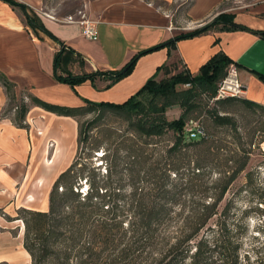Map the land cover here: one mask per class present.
Listing matches in <instances>:
<instances>
[{"label": "trees", "instance_id": "1", "mask_svg": "<svg viewBox=\"0 0 264 264\" xmlns=\"http://www.w3.org/2000/svg\"><path fill=\"white\" fill-rule=\"evenodd\" d=\"M2 1L21 10L30 28L60 45L54 58V78L74 90L98 78L110 81L111 87L131 75L141 57L167 48L171 58L179 41L210 32L249 31L264 38V30H252L237 23L235 15L222 13L201 28L140 51L120 70L74 74L68 67L80 55L48 30L30 7L16 0ZM234 63L220 51L193 74L181 60L172 61L158 68L125 102L85 99L82 107L53 105L27 91L18 94L16 84L0 72V84L8 98L1 118L12 119L19 128H29L28 113L31 106H38L78 121L79 148L97 122L82 124L78 118L84 113L125 116L132 132L124 144L125 161L115 160L105 176L99 177L96 169L91 175L78 171V152L54 183L47 211L20 208L23 215L10 217L0 209L6 220L24 222L23 246L30 264H264V242L257 243L254 236L247 250L245 223L233 219L232 201L221 209L250 160L230 105L264 112V105L244 97L216 99L219 84ZM161 71L163 78L158 80ZM258 77L264 82L263 74ZM180 86L188 88L179 90ZM210 102L213 108H209ZM173 105H179L184 113L169 120L167 110ZM196 113L207 115L206 128L200 125L205 135L191 138L187 125ZM217 129L224 133L223 138L211 133ZM168 133L173 134L174 143L153 162L154 153L152 149L149 153L148 147ZM121 163L126 166L123 171L119 170ZM83 180L89 185L86 192L81 189Z\"/></svg>", "mask_w": 264, "mask_h": 264}, {"label": "crops", "instance_id": "2", "mask_svg": "<svg viewBox=\"0 0 264 264\" xmlns=\"http://www.w3.org/2000/svg\"><path fill=\"white\" fill-rule=\"evenodd\" d=\"M16 1L30 7L48 30L80 55L68 67L74 74L120 70L140 51L201 28L222 13L235 15L237 23L252 30H264V0H194L186 17L179 14L177 19L148 0H93L80 12L97 22L99 38L90 41L80 24L68 20L70 12L59 14L58 9L47 7L46 0ZM59 50L60 45L48 35L27 25L21 10L0 0V72L16 84L18 94L27 91L50 104L68 107L86 106L85 99L123 103L164 64L181 60L197 74L223 51L235 62L243 97L264 105V82L258 77L264 75V38L249 31L210 32L181 40L171 58L167 48L149 53L139 59L131 75L111 87L102 78L86 81L76 90L58 82L54 58ZM162 77L161 71L157 79ZM7 103L0 84V209L47 211L54 183L77 153L78 121L31 106L29 128H19L12 119L1 118ZM4 219L0 215V264H30L21 235L5 229Z\"/></svg>", "mask_w": 264, "mask_h": 264}, {"label": "rangeland", "instance_id": "3", "mask_svg": "<svg viewBox=\"0 0 264 264\" xmlns=\"http://www.w3.org/2000/svg\"><path fill=\"white\" fill-rule=\"evenodd\" d=\"M90 1L93 0H46V5L50 9H58L59 14L70 12V16L78 17L81 16L80 12L83 11L85 4ZM148 1L157 6H162L164 11L173 13L177 19L180 15L181 18L186 17L188 4L193 0H175L172 3H164L159 0ZM185 88L188 87L180 86L179 90ZM213 106V103L210 102L209 108H213ZM230 106H232L230 107L231 114L238 121L239 129L244 135V141L247 143L246 148L249 151L250 160L246 170L230 187L221 209L227 201H232L233 219L245 223L248 250L254 236H257V243L264 242V112L251 111L240 105ZM183 113L184 110L179 105H173L167 110L166 115L169 120H174L180 118ZM206 117L205 113L202 116L196 113L191 116V119L198 126L203 125L205 127L204 122ZM94 119H97V122L86 135V137L89 136L88 141H83L80 148L78 145L77 153L79 152L78 160L80 163L78 171L85 170L87 174L91 175L94 169H96L99 177H102L107 175L110 166L114 167L115 160L119 163L120 158L124 159L127 153L124 144L129 138H132V132L130 131L127 118L116 115L113 112L84 113L78 118L82 124ZM216 131V133L214 131L211 133L216 134V138H223L224 133L220 129ZM228 140H232L231 136H228ZM155 142L156 144L153 147L151 146L147 149L149 153H151V149L152 153H154L152 157L153 162L158 158L160 151H163L174 143L173 134L168 133ZM153 148H156V150L153 151ZM77 153L72 163L75 161ZM124 168L126 166L124 163H121L119 170L123 171ZM80 184L82 191L86 192L89 187L88 183L83 180ZM2 210L10 217H15L17 213H21L18 210L17 212L9 213L6 208H2ZM20 215H23V213ZM3 225L5 229L11 230L14 236L19 237L21 235V240L23 241L25 234V224L23 221H8L5 218Z\"/></svg>", "mask_w": 264, "mask_h": 264}, {"label": "built area", "instance_id": "4", "mask_svg": "<svg viewBox=\"0 0 264 264\" xmlns=\"http://www.w3.org/2000/svg\"><path fill=\"white\" fill-rule=\"evenodd\" d=\"M71 22H77L82 28L83 36L90 41H97L99 38L97 22L92 20L86 14H81L78 20L72 16L68 17ZM188 87V86H186ZM244 86L242 85L239 72L235 64H231L227 70L225 78L220 82L216 99L240 98L244 95ZM187 131L191 138H199L205 135L203 129L194 122L187 125Z\"/></svg>", "mask_w": 264, "mask_h": 264}, {"label": "bare ground", "instance_id": "5", "mask_svg": "<svg viewBox=\"0 0 264 264\" xmlns=\"http://www.w3.org/2000/svg\"><path fill=\"white\" fill-rule=\"evenodd\" d=\"M29 264V263H28Z\"/></svg>", "mask_w": 264, "mask_h": 264}]
</instances>
